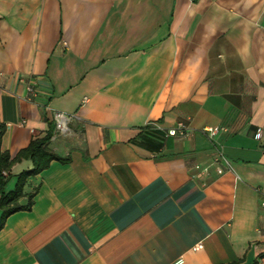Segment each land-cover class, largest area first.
<instances>
[{
	"label": "crops",
	"instance_id": "0c3cea01",
	"mask_svg": "<svg viewBox=\"0 0 264 264\" xmlns=\"http://www.w3.org/2000/svg\"><path fill=\"white\" fill-rule=\"evenodd\" d=\"M1 126L11 159L52 131L68 160L28 178L0 264H264V0H0Z\"/></svg>",
	"mask_w": 264,
	"mask_h": 264
},
{
	"label": "trees",
	"instance_id": "16d2710c",
	"mask_svg": "<svg viewBox=\"0 0 264 264\" xmlns=\"http://www.w3.org/2000/svg\"><path fill=\"white\" fill-rule=\"evenodd\" d=\"M4 127L0 128V230L5 224L6 219L21 210H28L34 203L35 192L29 195L27 204L22 205L20 200L25 196V186L28 178L33 175L41 173L44 169L49 167L53 160L65 162L68 159L58 156L50 147L49 142L53 135L49 131L46 136L34 139L27 148L23 149L15 159H11L9 153L1 150V139L4 133ZM21 159H30L32 161V168L24 170L18 175V180L14 189L10 192L5 191V187L9 181L10 173L4 174V171H9L12 164Z\"/></svg>",
	"mask_w": 264,
	"mask_h": 264
},
{
	"label": "built area",
	"instance_id": "2783aa9c",
	"mask_svg": "<svg viewBox=\"0 0 264 264\" xmlns=\"http://www.w3.org/2000/svg\"><path fill=\"white\" fill-rule=\"evenodd\" d=\"M79 116L77 114H69L61 111H56L54 113V123H55V128L56 131L62 132V133H67L70 129V124L72 121H74L76 118ZM223 128L221 127H212L203 130L209 138H213L217 133H219ZM189 133V127L186 122L180 121L177 123L176 127L171 128L168 130V135L169 136H176V135H187ZM224 158L223 153L221 150L217 149L216 150V156L214 158V163L220 162ZM226 162V165L230 167L229 161L224 160ZM218 173L221 174L224 172V168H218L217 169ZM4 174L7 175L8 172L4 171ZM200 247V246H199ZM172 264H185L184 259L181 257L177 259L175 262H172Z\"/></svg>",
	"mask_w": 264,
	"mask_h": 264
}]
</instances>
